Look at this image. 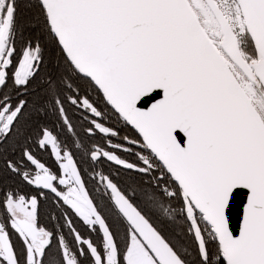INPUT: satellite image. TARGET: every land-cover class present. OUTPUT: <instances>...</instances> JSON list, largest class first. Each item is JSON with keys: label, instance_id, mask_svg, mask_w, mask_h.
<instances>
[{"label": "snow or ice", "instance_id": "6c2138e0", "mask_svg": "<svg viewBox=\"0 0 264 264\" xmlns=\"http://www.w3.org/2000/svg\"><path fill=\"white\" fill-rule=\"evenodd\" d=\"M0 264H264V0H0Z\"/></svg>", "mask_w": 264, "mask_h": 264}, {"label": "trees", "instance_id": "16d2710c", "mask_svg": "<svg viewBox=\"0 0 264 264\" xmlns=\"http://www.w3.org/2000/svg\"><path fill=\"white\" fill-rule=\"evenodd\" d=\"M177 227H180L179 225H177Z\"/></svg>", "mask_w": 264, "mask_h": 264}]
</instances>
